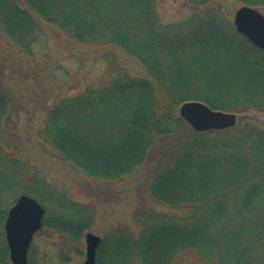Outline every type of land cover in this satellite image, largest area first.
Masks as SVG:
<instances>
[{
	"label": "trees",
	"instance_id": "trees-1",
	"mask_svg": "<svg viewBox=\"0 0 264 264\" xmlns=\"http://www.w3.org/2000/svg\"><path fill=\"white\" fill-rule=\"evenodd\" d=\"M180 1L190 15L164 23L159 0H0V31L25 52L42 33L38 16L78 42L119 48L145 72L132 77L111 64L107 83L53 104L39 131L93 181L151 169L148 194L167 211L136 209L139 230L106 232L95 264H180L186 256L189 264H264V121L244 115L264 111V51L235 32L222 0ZM231 1L264 7V0ZM186 101L241 115L229 129L195 132L177 113ZM5 111L0 93V264H11L1 205L11 192L38 200L45 208L38 232L60 240L50 252L30 246L28 264H83L78 244L89 214L5 150Z\"/></svg>",
	"mask_w": 264,
	"mask_h": 264
},
{
	"label": "rangeland",
	"instance_id": "rangeland-1",
	"mask_svg": "<svg viewBox=\"0 0 264 264\" xmlns=\"http://www.w3.org/2000/svg\"><path fill=\"white\" fill-rule=\"evenodd\" d=\"M17 1L22 4V0ZM239 5L231 0H222V7L231 23ZM257 9L264 15V7ZM190 13L189 6L180 0H159V15L164 23L178 22ZM36 18L42 33L28 52L0 31V93L6 100L1 138L5 150H13L18 157L42 172L51 184L80 203L91 218L87 231L101 238L113 229L135 232L139 230L133 219L136 209L167 211L154 204L148 194L151 169L144 166L117 182L93 181L73 169L44 143L39 131L47 110L53 104L80 93L87 86L99 87L107 83L111 64L123 68L132 77H144L145 72L137 60L115 46L78 42L54 25L47 24L38 16ZM240 115L236 114L237 118ZM244 115L264 121V111L251 110ZM16 197L13 192L4 195L2 207L9 208ZM58 239L57 235L40 231L33 236L31 246L39 253L50 252L53 246L60 244ZM78 245L82 250L78 261L83 263L84 239ZM70 254L73 260L76 259ZM192 260V256H186L180 264H189Z\"/></svg>",
	"mask_w": 264,
	"mask_h": 264
},
{
	"label": "water",
	"instance_id": "water-1",
	"mask_svg": "<svg viewBox=\"0 0 264 264\" xmlns=\"http://www.w3.org/2000/svg\"><path fill=\"white\" fill-rule=\"evenodd\" d=\"M232 25L249 44L264 51V15L257 8L240 5L232 15ZM178 115L195 132L229 129L237 120L235 113L211 109L200 101L181 103ZM44 215L42 204L26 194H20L8 208L3 233L11 264H28V250L34 234L42 228ZM83 239V264H95L101 238L86 231Z\"/></svg>",
	"mask_w": 264,
	"mask_h": 264
}]
</instances>
